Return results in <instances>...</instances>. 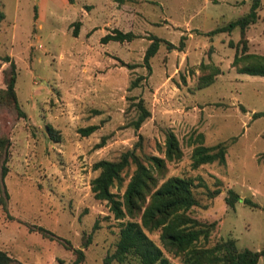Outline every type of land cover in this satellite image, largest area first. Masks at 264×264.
I'll return each mask as SVG.
<instances>
[{"label":"rangeland","instance_id":"rangeland-1","mask_svg":"<svg viewBox=\"0 0 264 264\" xmlns=\"http://www.w3.org/2000/svg\"><path fill=\"white\" fill-rule=\"evenodd\" d=\"M250 2L0 0V89L9 56L25 113L17 117L13 109L0 110V131L10 138L0 250L21 264H72L71 248H82V264H104L115 250L122 220L93 197L90 182L98 174L93 164L117 160L130 149L140 157L163 156L169 131L183 155L167 162L166 177L192 180L196 205L190 215L216 223L211 243L231 238L240 249L264 248V115L254 116L264 112V77L232 66L237 44L241 50L238 28L206 34L246 14ZM257 12L246 29V46L248 53L264 55V0ZM116 29L134 37L101 41ZM153 36L160 41L148 68L143 57ZM217 67L213 82L200 87V76ZM138 100L150 116L135 128ZM90 125L97 128L83 136L79 130ZM201 143L224 144L225 164L193 168L192 150ZM133 169L113 192L123 193ZM229 190L240 198L234 207L226 202ZM39 226L53 236L40 233ZM148 236L161 246L158 233ZM110 264L140 262L128 256ZM257 264H264V255Z\"/></svg>","mask_w":264,"mask_h":264},{"label":"trees","instance_id":"trees-1","mask_svg":"<svg viewBox=\"0 0 264 264\" xmlns=\"http://www.w3.org/2000/svg\"><path fill=\"white\" fill-rule=\"evenodd\" d=\"M73 3L74 0H68ZM260 0H251L246 14L228 22L226 25L217 26L208 31L207 35L230 32L235 28L240 32L241 50L237 47L232 60V66L239 73L264 77V55L247 52L246 29L256 22ZM2 17V14H0ZM79 22H75L73 35L77 36ZM134 35L131 32L114 30L101 38L102 42L131 41ZM152 42L145 51L143 63L149 68L150 59L155 55L159 46V38L153 36ZM10 68L4 72V88L0 89V110L13 109L17 117L25 116L21 109L15 90L16 67L9 56ZM201 67H207L201 64ZM214 74L201 75L199 86L205 87L213 82L219 69L215 68ZM136 85L133 82L132 87ZM137 117L133 126L138 128L150 116L149 110L143 104V100L136 102ZM264 112L255 113L259 117ZM97 128L90 125L79 131L83 136L89 135ZM49 135L58 139L56 131L48 126ZM200 140L203 136L199 135ZM104 145V140L97 147ZM10 138L0 131V204L7 209L9 193L5 185V177L8 173V154ZM163 156L145 155L140 157L135 149L122 153L117 160L101 159L93 164V169L98 174L90 182V190L97 200L105 201L110 212L119 222L118 240L114 252L104 259V264H110L112 260L123 262L128 256H135L140 264H173L164 255V251L173 257L179 258L182 264H257L264 255V248L251 250L238 248L234 239H220L211 243V234L215 229V222H201L190 215V210L196 205L193 193L192 180L181 176L166 177L167 162L179 160L183 152L175 134L167 132L162 149ZM192 167L197 168L203 164L218 162L224 165L226 162V147L222 143L214 146H204L202 143L194 146L191 154ZM134 169L129 176L123 193L113 192L123 186L128 170ZM226 202L234 207L240 198L232 190L228 191ZM252 207L257 204L244 200ZM128 218L126 220H123ZM43 235H48V230L38 227ZM158 233L161 246L157 245L148 233ZM51 235V234H49ZM53 236V235H51ZM75 258L72 264H82L85 258L82 248H71ZM0 264H21L10 257L5 251L0 250Z\"/></svg>","mask_w":264,"mask_h":264}]
</instances>
